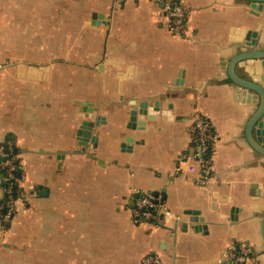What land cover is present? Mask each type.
Segmentation results:
<instances>
[{"label": "crops", "instance_id": "obj_1", "mask_svg": "<svg viewBox=\"0 0 264 264\" xmlns=\"http://www.w3.org/2000/svg\"><path fill=\"white\" fill-rule=\"evenodd\" d=\"M180 1L182 33L157 0H0V142L19 153L8 223L0 171V264H232L239 242L254 250L243 264H264V155L247 135L257 98L230 77L264 4ZM198 113L215 133L207 185ZM142 192L172 215L134 223Z\"/></svg>", "mask_w": 264, "mask_h": 264}, {"label": "built area", "instance_id": "obj_2", "mask_svg": "<svg viewBox=\"0 0 264 264\" xmlns=\"http://www.w3.org/2000/svg\"><path fill=\"white\" fill-rule=\"evenodd\" d=\"M164 5V10L171 21V28L177 33H182L187 27V9L180 0H157ZM194 146L192 157L201 168L199 183L207 185L214 177V161L212 144L215 138L213 125L209 117L198 113L194 122ZM0 171L3 175V192L5 196L2 204L5 212L3 220L10 222L15 214L18 201L19 181V153L15 141L6 139L0 142ZM133 208L134 223L150 222L163 212L172 215L159 197L153 192H142L136 198ZM254 254L253 247L247 242L235 243L226 250L225 259L232 264H243ZM142 264H163L158 254H148Z\"/></svg>", "mask_w": 264, "mask_h": 264}, {"label": "water", "instance_id": "obj_3", "mask_svg": "<svg viewBox=\"0 0 264 264\" xmlns=\"http://www.w3.org/2000/svg\"><path fill=\"white\" fill-rule=\"evenodd\" d=\"M249 1L260 4L259 9L263 8L264 0ZM262 33L259 35L257 32H248L245 38L246 42H244L247 49L233 57L230 63V77L237 85L255 93L257 108L247 125V135L252 147L264 155V31ZM239 38L242 39V37ZM237 64L244 66L245 71L250 74V78H245L237 74L235 71ZM133 113L135 114L136 111ZM84 125L88 126L91 123H84Z\"/></svg>", "mask_w": 264, "mask_h": 264}]
</instances>
